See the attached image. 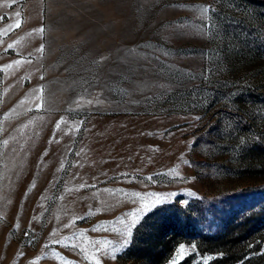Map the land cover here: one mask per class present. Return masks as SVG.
Listing matches in <instances>:
<instances>
[{
	"label": "rangeland",
	"instance_id": "374dc122",
	"mask_svg": "<svg viewBox=\"0 0 264 264\" xmlns=\"http://www.w3.org/2000/svg\"><path fill=\"white\" fill-rule=\"evenodd\" d=\"M261 137L264 0H0V264H144L162 211L264 180ZM192 246L160 264L219 263Z\"/></svg>",
	"mask_w": 264,
	"mask_h": 264
},
{
	"label": "trees",
	"instance_id": "16d2710c",
	"mask_svg": "<svg viewBox=\"0 0 264 264\" xmlns=\"http://www.w3.org/2000/svg\"><path fill=\"white\" fill-rule=\"evenodd\" d=\"M258 145L264 152L263 137ZM249 192H252L251 196H248ZM225 198L232 206L222 212L217 224L213 222V228L202 227L198 213L180 209L162 211L157 225L148 235L144 264H160L178 240L193 245V253L215 255L218 264L244 259L248 243L257 240L260 258L264 259V180L228 191ZM185 263L183 260L176 264Z\"/></svg>",
	"mask_w": 264,
	"mask_h": 264
},
{
	"label": "snow or ice",
	"instance_id": "6c2138e0",
	"mask_svg": "<svg viewBox=\"0 0 264 264\" xmlns=\"http://www.w3.org/2000/svg\"><path fill=\"white\" fill-rule=\"evenodd\" d=\"M9 27H11V25L9 26ZM9 47H11V45L9 46ZM150 195H156V194H150ZM162 201L160 200V199H157L155 202H154V204H159V203H161ZM145 211L147 210V208H145L144 209ZM96 229H93V231H95Z\"/></svg>",
	"mask_w": 264,
	"mask_h": 264
}]
</instances>
